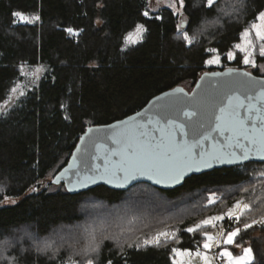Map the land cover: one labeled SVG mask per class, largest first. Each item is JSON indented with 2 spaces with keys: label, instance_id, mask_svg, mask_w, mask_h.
Masks as SVG:
<instances>
[{
  "label": "trees",
  "instance_id": "obj_1",
  "mask_svg": "<svg viewBox=\"0 0 264 264\" xmlns=\"http://www.w3.org/2000/svg\"><path fill=\"white\" fill-rule=\"evenodd\" d=\"M243 2L241 8L239 0H219L216 10L206 14L199 0H186L188 12L198 20L193 31L204 20L219 17V23L205 29L188 48L177 40L174 25L180 17L169 15L168 0L160 4L157 0H0V105L22 78L21 63L47 67L38 85L0 114V201L22 196L17 203L0 207V257L9 258L0 259V264H9L12 257L17 258L15 264H65L81 247L72 246V238L82 244L93 234L98 240L112 238L103 241L99 261L174 264L172 248L195 250L203 239L199 232L186 233V227L227 210L238 199L259 203L247 215L250 219L264 213V178L259 175L264 162L216 168L169 190L142 182L123 191L101 185L73 195L64 183L52 182L89 126L132 114L177 85L191 91L205 71L246 68L227 60L226 52L238 40L239 31L264 10V0ZM16 10L40 19L13 24L11 13ZM146 10L150 17L163 16V21L143 16ZM137 24L147 31L142 40L127 43L125 38L135 33ZM69 27L79 34L67 33ZM213 46L220 49L221 64L207 66L204 60L213 54L204 49ZM212 190L223 192V200L209 206L205 203ZM88 204L99 209L96 217L89 218L84 211ZM101 209L114 212L103 214ZM170 224L177 228L175 240L158 247L141 245L139 250L127 247L137 237L154 235L155 228L164 230ZM224 225L242 227L225 220L207 230L218 232ZM75 229L73 237L58 238L59 231ZM27 230L32 234L31 246L10 239ZM241 235L242 244L257 251L253 264H264V230L257 225ZM42 240H50L49 245L40 246Z\"/></svg>",
  "mask_w": 264,
  "mask_h": 264
},
{
  "label": "snow or ice",
  "instance_id": "obj_2",
  "mask_svg": "<svg viewBox=\"0 0 264 264\" xmlns=\"http://www.w3.org/2000/svg\"><path fill=\"white\" fill-rule=\"evenodd\" d=\"M218 3L219 0H199L206 14L214 12ZM239 6L244 7L243 0H239ZM166 8L170 16L180 17L179 22L174 25L178 33L177 40L188 48L194 46L198 36L203 35L205 29L219 23V17L212 21L204 20L202 27L193 31L192 25L198 23V20L194 12H188L186 0H168ZM142 15L154 20L164 19L159 15L150 17L147 10ZM11 16L14 17L13 24L32 23L40 19L38 15L29 16L20 10L13 11ZM65 31L70 35L79 34L71 27ZM146 31L145 25H136L138 41L142 40ZM125 39L131 41V34ZM204 51L213 54L204 60L205 65L221 64L218 47L205 48ZM226 59L235 60L238 64L246 66V69H254L262 75H253L250 70L232 68H229L227 73H206L204 83L199 86L201 90L192 95L184 92L183 88H173L162 97H156L157 103L149 110L153 115L149 116L146 122L129 117L117 124L105 126L107 130L103 131L102 135H97L101 130L89 128L88 133L92 135H89L87 140L80 138L85 148L79 156L73 154V163L70 165L77 168V177L82 170L85 172L83 180L78 179L76 183L94 182L97 178L106 179L108 183L121 179L127 183L137 176H148L158 184L179 182L194 168H210L214 164H231L253 157L264 160V10L258 11L249 26L239 31L238 40L226 52ZM11 91L16 92L17 89L13 87ZM137 116H140V113H137ZM214 132L227 143L219 148L213 144L212 150L206 151L205 142L213 140L219 143L216 137L212 136ZM109 144L113 146L109 147ZM197 148L200 149L199 152L196 151ZM113 157L118 159L113 160ZM101 158L102 165L95 163ZM64 171L67 172V169ZM259 175L264 178V171ZM63 176L64 173H61L53 182L59 183ZM242 191L249 193L248 188H243ZM216 202V193L210 194L208 204ZM256 207H259V203L253 204L248 199H238L226 213L209 216L186 227V233L199 232L203 239L195 250L172 248L174 256L179 257L174 259V264H253V249L242 246L241 234L247 233L257 225L264 230V215L259 219L245 220ZM225 220L230 224H242V227L221 229L215 235L207 230L209 227H217L218 222ZM176 235L175 231L168 229L158 230L154 235L137 237L127 243V247L137 250L141 245L158 247L162 242H169V239L175 240ZM110 239L112 238L109 236H103L98 240L94 234L91 235L65 264H114L111 258L98 260L103 241ZM9 246L10 243L6 242L5 248ZM235 248H240L241 254L234 255ZM213 249L219 251L213 252ZM58 253L59 249L56 250L57 255ZM120 255L125 253L121 251ZM0 259L9 260L8 257ZM16 259L12 257L9 264H15Z\"/></svg>",
  "mask_w": 264,
  "mask_h": 264
},
{
  "label": "water",
  "instance_id": "obj_3",
  "mask_svg": "<svg viewBox=\"0 0 264 264\" xmlns=\"http://www.w3.org/2000/svg\"><path fill=\"white\" fill-rule=\"evenodd\" d=\"M229 68L248 70V69L243 68V67L229 66V67H226L224 69L205 71L199 77L198 81L196 82L194 88L191 91H189L187 88H185L182 85H177V86H175L173 88H183L184 92L188 93L189 95H192V93L201 90L199 86L204 83V79L203 78H204L206 73H210V72H224V73H227V70ZM253 75H256V74L253 73ZM257 76H259V75H257ZM211 79H215V78H211ZM173 88L167 89V90H165L163 92H160L157 95L153 96L146 103L145 106H143L140 110H138V111H136V112H134L132 114H129V115H127V116H125V117H123L121 119L115 120V121L110 122V123L89 126L88 129L89 128L99 129L101 131L98 132L97 135H102L103 131L107 130L105 126L112 125V124H117L119 121L127 120L129 117H134L137 120H143V121L146 122L147 118L149 116L153 115V112L149 111V110L152 109L154 103H157L156 97H158V96L162 97L165 92H171ZM137 113H140V116H137ZM88 129L81 136V137H84L85 140L88 139L89 135H92L91 133H88ZM212 136L216 137V139H217V141H219V143H216V141H213V140H209V141L205 142L204 149L206 151H211L213 144H216V147L219 148L222 144H226L227 143L224 140L223 137L219 136L218 133L214 132V133H212ZM112 146L113 145L109 144V147H112ZM84 148H85V144L80 139L78 144L76 145L73 153L71 154L68 162L52 178V182H53L57 176H59L61 173H64V176L59 181V183H55V182H53V183H55V184L64 183L66 188H67V190H68V192L73 194V195L80 194V193L92 190V189H94V188H96L98 186H101V185H105V186H107V187H109L111 189H114V190L123 191V190H128L132 186H134L136 184H139V183H142V182L150 183L151 185H153V186H155L157 188H160V189L169 190V189H174V188H177L179 186H182L185 183V181L189 177H192L193 175H199V174H202V173H205V172H208V171H212V170H214L216 168L236 166V165H241V164H245V163H248V162H264V160H261L258 157H253V158H250L247 161L235 162V163H231V164H229V163L214 164L210 168H200L199 170H196L194 168L193 170L187 172L184 175V177L179 182H165V183H162V184H158V183L155 182V180L150 179L148 176H137L136 179L130 180L127 183H124V181L122 179L121 180H114L113 183H108L106 179L105 180H101V179L97 178L94 182L84 181L82 184H79V183H76V181L78 179L79 180H83V176L85 175V172L82 170L80 172V176L77 177V175H76L77 168L76 167H70V165H72V163H73V154L75 153L77 156H79L81 154V152L84 150ZM196 151L199 152L200 149L197 148ZM237 151H238V149H237ZM112 159L116 160V159H118V157H113ZM95 163L102 165L103 164V159L101 158L100 160L95 161ZM65 169H67V172L64 171ZM88 174L91 175V173H88Z\"/></svg>",
  "mask_w": 264,
  "mask_h": 264
},
{
  "label": "rangeland",
  "instance_id": "obj_4",
  "mask_svg": "<svg viewBox=\"0 0 264 264\" xmlns=\"http://www.w3.org/2000/svg\"><path fill=\"white\" fill-rule=\"evenodd\" d=\"M164 1H166V0H157V2H159L158 4H160L161 2H164ZM29 16H31V15H29ZM137 41H138V38L136 36V33H133L131 35V41H127V43H135ZM21 66H22V75L23 76L13 86V87H15L17 89V91L16 92L10 91L9 98L4 103H2L0 105V114L5 113L9 108L12 107V105L16 102V100L19 97L22 96V95H20L21 92H23L25 94L27 91L35 88L38 85L40 78L47 71V67L45 65H42V64L30 65L28 63H21ZM212 193H216V196H217V202L215 204H217V203H219V202H221L223 200V192L218 191V190H212V191L208 192V194H207V201L205 203L206 205L211 206L210 204H208V198H209L210 194H212ZM21 198H22V196L5 197L4 199H2L0 201V207L7 206V205H11V204H15ZM212 205H214V204H212ZM84 211L89 214V218L90 217L93 218V217H96V215L98 214L99 209L96 208L95 206H92V205H89L88 204V205H85L84 206ZM227 211H228V209L227 210H224L223 212H221L219 214H214V215H220L222 213H226ZM100 212H102L103 214H109L110 215V213L111 212L113 213L114 211H112V210H107L106 211V210H102L101 209ZM262 215H264V213L261 214V215H259L258 217H256V219H259L260 216H262ZM245 219L248 220V219H250V217L246 216ZM220 223L221 222H218L217 224H220ZM164 227H165V229H168L169 231H175L176 232V230H177V228H175L171 224L170 225H167V226H164ZM164 227H162V228L164 229ZM222 229L228 230L229 229V225L228 226L224 225L222 227ZM77 230L78 229H75V231H72L71 233L70 232H67V231L61 233V231H59L58 238L59 239L60 238H64V236H69V237L71 236V237H73V234H75V232ZM155 230L158 231L159 228L157 227V228H155ZM218 232L217 231L216 232H213V234L215 235ZM256 234H261L262 235L263 232L261 230H256ZM30 235H32V234L27 230L21 236H19V237L18 236H13V237L11 236L10 239H12L14 242L15 241L23 240V241H25V243H28L31 246L32 243L34 244V242L30 239V237H31ZM29 240H30L31 243L29 242ZM49 241L42 240V241H39L38 244L40 246H42L44 244H46V246H48L49 245L48 244ZM71 241H72V246L80 247V245H82V244L78 243L79 242V239L77 240L74 237L72 238ZM242 246L251 247L253 249V256H254L253 263L258 260L257 251L255 250V248L252 245H250V244H247V245L242 244ZM48 248H50V247H47L46 249H48ZM72 248H75V247H72ZM229 248H230V250H232L231 249V246H229ZM263 248H264V243H263ZM216 251H219V250H216ZM237 254H241V249L240 248H235L234 249V255H237ZM174 259H179V257H175L174 256Z\"/></svg>",
  "mask_w": 264,
  "mask_h": 264
},
{
  "label": "built area",
  "instance_id": "obj_5",
  "mask_svg": "<svg viewBox=\"0 0 264 264\" xmlns=\"http://www.w3.org/2000/svg\"><path fill=\"white\" fill-rule=\"evenodd\" d=\"M213 252H214V250H213ZM221 264H223V262H221Z\"/></svg>",
  "mask_w": 264,
  "mask_h": 264
}]
</instances>
